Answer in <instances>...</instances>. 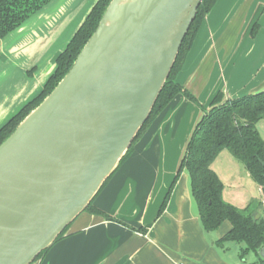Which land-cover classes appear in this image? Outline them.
I'll use <instances>...</instances> for the list:
<instances>
[{
  "label": "crops",
  "instance_id": "0c3cea01",
  "mask_svg": "<svg viewBox=\"0 0 264 264\" xmlns=\"http://www.w3.org/2000/svg\"><path fill=\"white\" fill-rule=\"evenodd\" d=\"M95 3L53 0L0 39V128L40 93L57 56ZM175 81L205 109L219 92L229 100L264 91V0H216ZM200 106L176 95L94 197L93 207L113 220L82 212L32 264H260L261 249L242 257L243 243H219L229 223L210 233L203 229L185 171L158 214L185 144L204 114ZM225 152L211 169L221 178L236 180L247 171ZM225 193L224 187L223 200L227 195L232 203L233 192ZM257 193L258 198L249 196L247 205L257 198L264 206L258 185Z\"/></svg>",
  "mask_w": 264,
  "mask_h": 264
},
{
  "label": "water",
  "instance_id": "95a60500",
  "mask_svg": "<svg viewBox=\"0 0 264 264\" xmlns=\"http://www.w3.org/2000/svg\"><path fill=\"white\" fill-rule=\"evenodd\" d=\"M201 1L110 0L0 144V264H32L85 211L149 118Z\"/></svg>",
  "mask_w": 264,
  "mask_h": 264
},
{
  "label": "trees",
  "instance_id": "16d2710c",
  "mask_svg": "<svg viewBox=\"0 0 264 264\" xmlns=\"http://www.w3.org/2000/svg\"><path fill=\"white\" fill-rule=\"evenodd\" d=\"M51 1L53 0H0V39L5 38L23 25ZM109 2L110 0H96L84 22L65 49L57 56L55 68L40 93L28 101L0 128V144L41 103L68 72L78 53L96 29ZM215 2L216 0L201 1L195 19L182 41L175 63L149 118L138 132L119 165L130 154L133 144L151 121L164 110L176 95L181 94L200 106L198 101L175 81V78L183 65L205 15ZM200 108L204 114L195 125L185 144L176 174L162 201L158 214H161L165 209L178 176L185 171L189 177L191 194L196 203L203 229L208 233L214 232L223 223L227 222L230 224V229L219 240V243H243L245 248L241 253L242 257L250 252L257 253L264 247V211L261 209L262 203L259 202L254 206L250 204L242 211L226 203L222 196L224 185L211 169V164L221 151H227L244 166L253 181L261 188L264 201V140L256 128L257 123L264 119V91L229 100H224L223 94L219 92L209 104L208 109L202 106ZM92 203L93 200L85 211L100 215L106 220H113L109 215L93 207ZM67 229L68 227L55 242L65 235ZM139 230L143 231V229ZM47 250L42 252L36 260L41 258ZM259 263L264 264V259H261Z\"/></svg>",
  "mask_w": 264,
  "mask_h": 264
},
{
  "label": "rangeland",
  "instance_id": "374dc122",
  "mask_svg": "<svg viewBox=\"0 0 264 264\" xmlns=\"http://www.w3.org/2000/svg\"><path fill=\"white\" fill-rule=\"evenodd\" d=\"M256 128H257L258 132L260 133L261 138L264 140V119L256 126ZM225 153H227V152H225ZM229 157H231V156H229ZM231 159H233V158H231ZM234 161L236 162V164L239 167H241V169H244L240 162H237L236 160H234ZM226 168H228V167H226ZM241 173L242 174L239 175L236 180H234L235 177H231V179L230 180L227 179L228 180L227 181L223 177L221 178V175L218 176V178L223 181V185L225 187V192L227 193V190H231L233 192L232 197L234 199H233L232 203L228 201L227 195H225L224 200L226 201V203L231 204L232 206H234L235 208H237L240 211L246 209L247 206H249L250 204H252L254 206V205H257V203L259 204V202H260V201L256 200L258 198V194H259V193H257V183H255V181H253V179L248 175L247 172H245V170H244V172H241ZM237 196L239 198H237ZM249 196H251V197L257 196V198H255V200H253L252 202H250L247 205V203H248L247 200H248ZM261 209H263V211H264L263 205H261ZM248 255L250 257L251 253H249ZM35 261H37V260H35Z\"/></svg>",
  "mask_w": 264,
  "mask_h": 264
}]
</instances>
